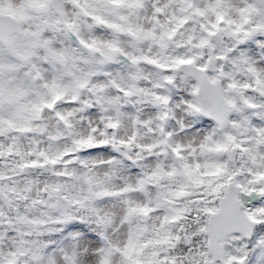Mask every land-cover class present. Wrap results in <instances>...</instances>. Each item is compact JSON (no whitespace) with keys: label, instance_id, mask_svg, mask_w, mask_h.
Here are the masks:
<instances>
[{"label":"clouds","instance_id":"1","mask_svg":"<svg viewBox=\"0 0 264 264\" xmlns=\"http://www.w3.org/2000/svg\"><path fill=\"white\" fill-rule=\"evenodd\" d=\"M0 18V264H264L262 0H0ZM201 67L223 123L189 105ZM220 196L245 230L217 240Z\"/></svg>","mask_w":264,"mask_h":264},{"label":"snow or ice","instance_id":"2","mask_svg":"<svg viewBox=\"0 0 264 264\" xmlns=\"http://www.w3.org/2000/svg\"><path fill=\"white\" fill-rule=\"evenodd\" d=\"M264 2V0H262ZM15 31L14 26L11 22H6L3 18H0V38L7 33L11 36ZM179 64H192L191 60H180ZM205 69L203 67L193 70L191 75L197 80V84L193 88V95L201 97V107L197 109L196 102L191 101L189 105L192 109L202 112L203 115L210 116L213 119L223 123L227 113L220 109L218 99L215 92L210 89L207 85V77L203 75ZM167 79H171L168 77ZM51 105H49L50 107ZM219 149H226L227 144H221L217 146ZM187 167V166H185ZM223 169L220 166H216L217 174L222 173ZM222 186L213 188V192H219ZM243 208V202L237 200L234 196H220L217 198L215 206L206 207L204 209L209 219L206 221L207 225L210 226L211 231L209 232L210 237H214L219 240L222 239L230 232L243 231L245 225L242 224L240 219L241 209ZM139 211H146V209L140 208ZM264 211V209H262ZM177 219V217H173ZM254 219V217H251ZM209 228H201V232H208ZM135 249V243L129 240L128 244L125 245L124 249L117 248L116 251H123L124 255L129 257L131 260V253ZM112 252V248L101 249L99 252L100 262L99 264H109V256ZM68 264H79L78 253L73 251L70 257H66ZM131 264H141L139 260H132Z\"/></svg>","mask_w":264,"mask_h":264}]
</instances>
